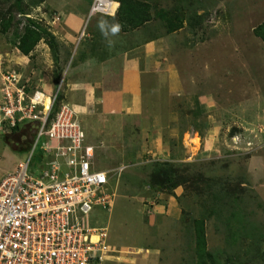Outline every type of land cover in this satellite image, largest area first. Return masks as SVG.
I'll return each instance as SVG.
<instances>
[{
  "label": "rangeland",
  "instance_id": "374dc122",
  "mask_svg": "<svg viewBox=\"0 0 264 264\" xmlns=\"http://www.w3.org/2000/svg\"><path fill=\"white\" fill-rule=\"evenodd\" d=\"M139 1L149 5L150 15L162 10L165 17L156 15L135 28H123L116 14L88 18L85 14L73 43L58 52L55 73L48 47L41 38L34 45L39 60L32 50L26 55L29 67L32 65L26 69L28 79L47 74L53 91L61 82L57 95L63 98L64 90L75 81V76L81 80L88 78V71L83 69L89 64L167 33V21L171 25H183L177 37L174 33L175 41L179 42H163L162 48L167 50L170 60L184 65L182 73L187 87L184 86V92L180 88L161 87L158 94L150 96L146 89L148 97L141 100L143 106L148 104L158 115L168 114V127L161 132L167 150H163L160 154L163 158L155 160L150 169L151 174H163L150 183V171L135 173L134 169H124L113 180L116 187L109 209L96 208L90 212L88 225L104 226L106 243L116 245L111 247L124 253H118L119 257L131 256L133 262L129 264H151L145 261L149 257L154 260L152 264H198L194 251L198 225L203 227L206 253L215 263L264 264V175L254 169L264 171V129L259 132L261 125L264 126V45L252 32L264 19V0ZM56 2L20 0L21 13H18L13 0H0V28L9 20L7 32L0 33V73L12 70L19 75V61H11L16 52L11 31L21 33L24 18L35 21L56 38L54 29L59 26L54 10H59L54 6ZM115 25L120 30L113 34L111 29ZM79 31L85 35L81 39H78ZM188 64L196 68L194 79L198 88L205 93L214 90L219 100L210 120H218L222 126L213 129L214 142L209 146L206 138L212 131L207 130L208 121L197 104V95L189 94L192 75L187 74ZM186 75L189 81L185 80ZM23 124L31 125V122H22L0 139L3 169L12 170L19 160L26 158L30 133H26ZM23 135L28 136V142L22 143ZM85 138L94 142L88 140L86 133ZM100 141L103 143L96 156L106 149L124 161L119 135ZM20 145L25 149H17ZM36 154L35 149L32 168L39 161ZM101 165L105 166L106 162L101 161ZM144 180L164 193L180 188L178 196L171 199L172 213L161 218L163 223L157 226L149 219L153 212L150 204L153 207L157 202V195L153 199L143 195ZM161 196L163 203V193ZM148 246L155 250V256L147 250ZM118 258L105 259L99 264H124L115 261Z\"/></svg>",
  "mask_w": 264,
  "mask_h": 264
},
{
  "label": "built area",
  "instance_id": "2783aa9c",
  "mask_svg": "<svg viewBox=\"0 0 264 264\" xmlns=\"http://www.w3.org/2000/svg\"><path fill=\"white\" fill-rule=\"evenodd\" d=\"M117 7L116 0H91L86 17L111 16ZM32 83L12 70L0 73V139L24 121L32 125L23 124L30 125L26 158L12 170L0 167V264L118 258L123 252L106 243L105 227L88 225L87 216L109 209L112 183L124 164L106 149L96 156L103 142H88L75 108L56 99L61 82L49 95ZM35 149L39 161L32 168Z\"/></svg>",
  "mask_w": 264,
  "mask_h": 264
},
{
  "label": "crops",
  "instance_id": "0c3cea01",
  "mask_svg": "<svg viewBox=\"0 0 264 264\" xmlns=\"http://www.w3.org/2000/svg\"><path fill=\"white\" fill-rule=\"evenodd\" d=\"M89 2L90 0H63V2L57 0L54 4V6H58L59 8V10L54 8L59 17V21L57 22L59 26H55L54 29L58 52L73 43L71 41H73L77 34L80 21L85 18ZM181 28H183V25L174 31L136 44L111 56L103 57L97 63L89 64L87 68L83 69V71H88V78L81 80L79 76H75V81L68 85L64 90L63 98L61 97L77 111L88 140L97 142L104 138L114 139L116 135H119L120 141L118 144L123 151L122 154L125 161V166L120 170V173L124 169L127 171L134 169L135 173L148 172L155 160L163 158L160 156L163 150H167L165 142H162L161 132L162 128L166 131L168 127V114L166 116L158 115L156 112H153V109L148 104L143 106L144 102L141 103V100H143V96L148 97V94L149 96L158 94L161 87L180 88V92H184L185 85L187 87L182 73L184 65H178L175 61L170 60L167 56V50L162 48L163 42H173L172 40L179 42L178 40L175 41L174 37L175 35L176 37L178 36L177 33L179 32L177 31ZM15 51L11 56V61H19V76L24 78L27 76L26 69L29 67L30 60L16 48ZM32 51L35 52L38 61V48L34 47ZM42 55L46 57L44 54ZM185 59L182 58V60ZM186 66L190 67L187 70V74L190 75L191 73L192 75L191 82L188 83V87L192 84L189 94L197 95V104L199 108L201 107V110L205 113L206 120L209 122L205 123L208 128L207 130L212 131L206 138V144L209 146L214 142L212 140L213 129L222 126L218 120H210L211 112L217 111L215 109H217L216 105L219 103V100L214 90L211 93L207 91L205 93L198 88L196 79H194L196 77L195 66H190V64ZM30 68H32V65ZM37 74L35 72L36 76ZM185 80L189 81L188 75H186ZM33 81L35 83L33 85L41 89L45 94L49 95L53 92L54 86L47 74L42 77H36ZM146 89L149 90L148 94L144 92ZM170 119L172 118L170 117ZM261 126L262 129L259 132L264 129V126ZM126 134L131 137H125ZM123 135L124 137H121ZM159 137L161 139H158ZM202 144L204 149L205 143L202 142ZM125 146L126 149L124 148ZM252 167L254 166L252 165ZM254 169L256 172L264 175V171L256 170L257 168L255 167ZM143 185L144 196L154 197L155 194L157 195V202L151 207L154 213L151 212L149 215V219L155 221L154 224L157 226L159 223L161 224V218L163 219L166 217L165 215L172 213L173 210L170 209L172 205L171 199H175L178 196L179 187H174L172 193H164L152 190L147 185L146 180H144ZM115 187L116 184L112 185L113 192ZM158 192L163 193L165 200L162 201L166 204L160 202L162 196ZM110 244V246H116L112 243ZM126 246L125 249H127ZM131 247L133 246H128V248ZM148 248L147 250L149 252L152 251L150 253L155 256L154 249L151 246H148ZM129 258L131 256H122L115 259V261L129 264L133 262ZM111 260H114V258ZM145 261L152 264L154 260L152 257H149Z\"/></svg>",
  "mask_w": 264,
  "mask_h": 264
},
{
  "label": "trees",
  "instance_id": "16d2710c",
  "mask_svg": "<svg viewBox=\"0 0 264 264\" xmlns=\"http://www.w3.org/2000/svg\"><path fill=\"white\" fill-rule=\"evenodd\" d=\"M118 1V7L115 12L117 21L120 26L124 28L130 27V28H135L138 25H141L143 22H146L147 20L151 19L154 16H164L165 13L160 10V12H153V14H149V5L143 1L139 0H116ZM14 6L16 11L19 13L20 12V0H13ZM21 13V12H20ZM168 14V13H167ZM24 27L23 31L19 33L17 30L13 29L11 31V34L14 37V46L15 48L22 53L23 55H27L31 50H33L35 43L41 38L42 42L47 45L51 60H52V65L53 67V72L55 73V69L58 64V51H57V43L56 40L54 39L53 35L47 31L44 27L40 26L38 23L35 21L29 19V18H24ZM169 24L166 27V32H171L180 27V23L171 25L172 23L167 21ZM8 24L9 20L5 22V25L0 28V33L5 34L8 29ZM252 32L255 36H257L261 42L264 45V19L258 23L253 29ZM60 96H58L56 99L58 100ZM54 108V106H53ZM30 125L26 126V132L28 131ZM17 128V126H14L12 130ZM25 129V128H24ZM25 134V133H24ZM24 136V141L22 140V143L26 142L28 140V136ZM3 139V138H1ZM28 142V141H27ZM26 148V147H25ZM23 148V145H20L19 150L25 149ZM120 161H122L123 164L125 162L119 158ZM166 164V162H160ZM122 170V169H121ZM152 170V169H151ZM120 172L116 175H118ZM163 173H152L150 171L149 175V180L150 183L153 182V180L162 175ZM148 177V176H147ZM154 191H159L156 188L150 187ZM154 197L152 196L151 199ZM152 207V205H150ZM194 251L196 253V257L198 260V264H218L215 263L214 260L212 259V256L206 253V246H205V237H204V232H203V227L202 225H198L196 228L195 232V239H194ZM209 261V262H207Z\"/></svg>",
  "mask_w": 264,
  "mask_h": 264
},
{
  "label": "clouds",
  "instance_id": "9594fccd",
  "mask_svg": "<svg viewBox=\"0 0 264 264\" xmlns=\"http://www.w3.org/2000/svg\"><path fill=\"white\" fill-rule=\"evenodd\" d=\"M90 2H91V0H90ZM89 2V3H90ZM118 2V1H117ZM89 5V4H88ZM86 19V18H85ZM103 27V26H102ZM119 30H120V26L119 25H115V26H113L112 27V29H111V31H112V33L113 34H116V33H118L119 32ZM85 36V35H84ZM83 36V37H84ZM75 37H77V34H76V36ZM83 37H81V38H83ZM81 38H78V39H81Z\"/></svg>",
  "mask_w": 264,
  "mask_h": 264
},
{
  "label": "bare ground",
  "instance_id": "6f19581e",
  "mask_svg": "<svg viewBox=\"0 0 264 264\" xmlns=\"http://www.w3.org/2000/svg\"><path fill=\"white\" fill-rule=\"evenodd\" d=\"M47 103H48V98L45 97V98H44V104H47Z\"/></svg>",
  "mask_w": 264,
  "mask_h": 264
}]
</instances>
